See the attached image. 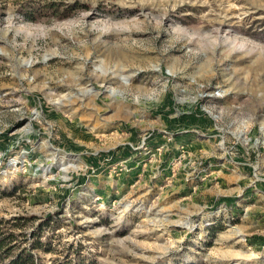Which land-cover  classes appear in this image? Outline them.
I'll return each mask as SVG.
<instances>
[{
    "label": "rangeland",
    "instance_id": "374dc122",
    "mask_svg": "<svg viewBox=\"0 0 264 264\" xmlns=\"http://www.w3.org/2000/svg\"><path fill=\"white\" fill-rule=\"evenodd\" d=\"M18 216L46 264H264V0H0Z\"/></svg>",
    "mask_w": 264,
    "mask_h": 264
},
{
    "label": "trees",
    "instance_id": "16d2710c",
    "mask_svg": "<svg viewBox=\"0 0 264 264\" xmlns=\"http://www.w3.org/2000/svg\"><path fill=\"white\" fill-rule=\"evenodd\" d=\"M31 20L33 18L30 17ZM8 194L6 191L2 195ZM36 216L14 217L11 219L0 217V264H46L40 252L50 254L57 252L54 249V238L45 235V230L51 227L54 231L60 228L59 221L51 216L49 219L38 222ZM80 249L69 251L76 256L73 260L70 255L60 260L50 259L51 264H88L89 259Z\"/></svg>",
    "mask_w": 264,
    "mask_h": 264
}]
</instances>
